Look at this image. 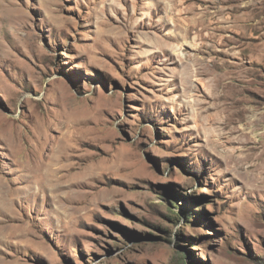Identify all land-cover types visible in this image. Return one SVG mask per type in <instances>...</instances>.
<instances>
[{"label":"rangeland","instance_id":"1","mask_svg":"<svg viewBox=\"0 0 264 264\" xmlns=\"http://www.w3.org/2000/svg\"><path fill=\"white\" fill-rule=\"evenodd\" d=\"M264 264V0H0V264Z\"/></svg>","mask_w":264,"mask_h":264},{"label":"trees","instance_id":"2","mask_svg":"<svg viewBox=\"0 0 264 264\" xmlns=\"http://www.w3.org/2000/svg\"><path fill=\"white\" fill-rule=\"evenodd\" d=\"M176 255H177L176 258H179V260H180L179 263L186 264L184 257L182 256L181 252H177Z\"/></svg>","mask_w":264,"mask_h":264}]
</instances>
